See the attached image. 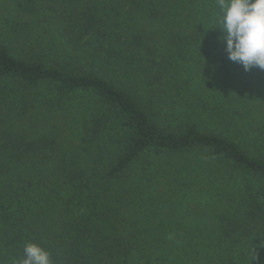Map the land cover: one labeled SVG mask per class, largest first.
Segmentation results:
<instances>
[{
	"label": "trees",
	"instance_id": "1",
	"mask_svg": "<svg viewBox=\"0 0 264 264\" xmlns=\"http://www.w3.org/2000/svg\"><path fill=\"white\" fill-rule=\"evenodd\" d=\"M218 11L216 0L0 7V264L29 242L52 264H264V70L228 58ZM147 151L202 156L129 172ZM158 175L174 197L206 198L217 223L198 226L186 205L174 235L147 228L156 208L132 183Z\"/></svg>",
	"mask_w": 264,
	"mask_h": 264
},
{
	"label": "rangeland",
	"instance_id": "2",
	"mask_svg": "<svg viewBox=\"0 0 264 264\" xmlns=\"http://www.w3.org/2000/svg\"><path fill=\"white\" fill-rule=\"evenodd\" d=\"M10 2L11 0H0V7H6L10 4ZM79 111H83V109ZM198 153L199 152L193 154L188 153L187 155H170L167 153L147 151L138 158L137 162H135V164L129 169V172H138V170L143 167H148L154 171L156 169L161 170L163 167H165V170H167L171 167V164L182 163L185 158L189 157L188 159H190L191 156H194V154ZM199 156H202V154L199 153ZM127 179L129 180L128 177L126 178V180ZM128 185L129 183L126 186ZM132 185L135 187H143L140 190H144L142 194H137L136 201L149 202L151 200L152 205L150 204V202L147 204L146 213L150 212L151 210H155L156 208L155 214L151 217V219L145 217V224L147 228L154 229L157 226H165L171 228L172 235H174V233L179 231V229H183V227L189 224L186 219L188 216H185L184 213L188 214L190 212V215H192L195 223H197L198 226L202 227L209 225L207 222H212V218L213 220H216V223L220 218V216L216 217L214 211H212L211 208L208 207V205L206 204V198L198 199L193 195H189L185 198L174 197L171 190L177 186L173 187L172 185H170V180L167 177H161V175H158L156 179L152 180L151 182L134 181ZM132 185L130 186V188L133 187ZM196 187L198 186H195L194 189ZM186 205L190 207L189 212H186L185 208L183 209V207ZM123 207L125 210H127L125 212H128V210L131 209L130 212L134 217L141 218V210L137 206L129 204V201L124 202ZM191 225L193 224L191 223Z\"/></svg>",
	"mask_w": 264,
	"mask_h": 264
},
{
	"label": "clouds",
	"instance_id": "3",
	"mask_svg": "<svg viewBox=\"0 0 264 264\" xmlns=\"http://www.w3.org/2000/svg\"><path fill=\"white\" fill-rule=\"evenodd\" d=\"M216 27L223 33L228 58L250 71L264 70V0H216ZM21 259L12 264H52L50 253L35 243H27Z\"/></svg>",
	"mask_w": 264,
	"mask_h": 264
}]
</instances>
